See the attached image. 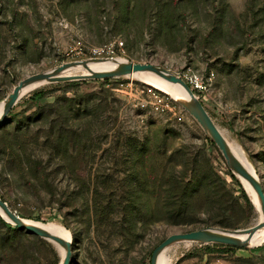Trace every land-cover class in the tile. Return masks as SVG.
<instances>
[{
	"label": "rangeland",
	"instance_id": "1",
	"mask_svg": "<svg viewBox=\"0 0 264 264\" xmlns=\"http://www.w3.org/2000/svg\"><path fill=\"white\" fill-rule=\"evenodd\" d=\"M117 40L115 58L202 75L199 100L264 188V0H0V101L29 75ZM154 93L170 107L155 113ZM179 102L126 75L21 95L0 123V197L23 218L66 227L68 264H151L173 233L255 225L260 211L241 178ZM172 176L192 184L188 211L168 199ZM3 221L18 230L0 221V264L61 263L55 243ZM170 252L172 264H264V242Z\"/></svg>",
	"mask_w": 264,
	"mask_h": 264
},
{
	"label": "water",
	"instance_id": "2",
	"mask_svg": "<svg viewBox=\"0 0 264 264\" xmlns=\"http://www.w3.org/2000/svg\"><path fill=\"white\" fill-rule=\"evenodd\" d=\"M112 59L114 61L119 60L115 57H91L89 59L65 62L61 65L44 72L34 73L29 75L25 79L21 80L5 98V105L0 114V123L6 119L8 112L14 106L16 101L20 98L19 91L22 89L23 85L32 81H45L47 83L57 82V81H68L74 79H90V78H106L114 76H125L138 71H153L159 76L166 78L173 82H178L183 85V87L188 91L191 96L192 102L189 105H183V107L194 117V119L203 128L208 137L216 144L220 152L222 153L226 164L232 170L233 174L242 177L247 180L252 187L255 189L258 198L261 202L260 215H263V220L256 223L253 226L246 228H236V229H226V228H214V227H204L200 229H195L187 232L173 233L166 237L162 242H160L152 251L151 254V264H156L157 256L160 251L167 245L178 241V240H192L196 243L209 244H223L230 245L233 247H246L248 242L253 238L257 229L264 226V188L261 180L258 179L243 163L239 158L233 153L227 140L222 134L220 128L215 124L199 98L194 94V92L189 88V86L179 77L171 74L169 71L156 66L151 63H134L128 60L119 61V65L112 70L108 71H90L86 75L74 76V75H61V73L70 66L75 64H83L88 66V60H104ZM248 194V193H247ZM249 196V195H248ZM0 208L4 211L9 221L6 220L1 214L0 216L11 223L12 225L24 229L27 232L40 236L52 243H57L66 247V255L62 260L61 264L69 263L70 255V245L71 240L67 241L62 237L46 231L41 227L27 223L23 217L19 216L14 210H12L7 202L0 197Z\"/></svg>",
	"mask_w": 264,
	"mask_h": 264
},
{
	"label": "bare ground",
	"instance_id": "3",
	"mask_svg": "<svg viewBox=\"0 0 264 264\" xmlns=\"http://www.w3.org/2000/svg\"><path fill=\"white\" fill-rule=\"evenodd\" d=\"M119 61H123L122 58H119L118 62L114 61L112 59H104V60H88V66H85L83 64H75L73 66L68 67L65 69L61 75H74V76H80V75H86L90 73V71H108L115 69L119 65ZM126 76L139 79L143 82H146L150 85L157 86L159 89H163L165 92L171 94L174 99L180 101L185 106L189 105L192 102L191 96L189 95L188 91L183 87L181 83L170 81L166 78H163L156 74L153 71H138L133 72L130 74H126ZM119 77V76H118ZM76 80V79H75ZM78 80V79H77ZM47 84L45 81H32L29 83H26L23 85L22 89L19 91V97L21 95H24L34 89H37L38 87H41L42 85ZM5 105V100L0 101V114L2 113V110ZM223 134V133H222ZM225 137V136H224ZM226 139V138H225ZM227 140V139H226ZM229 147L233 151V153L239 158V160L243 163L247 169H249L258 179L259 176L257 175L256 169L254 165L252 164L251 160L247 156V154L241 149V147L229 140H227ZM243 186L245 187L248 195L250 196L251 200L255 203L257 209H261V202L258 198V195L255 191V189L252 187V185L245 180L244 178L240 177ZM0 214L9 221L8 217L4 213V211L0 208ZM24 220L27 223L35 224L42 229L49 231L51 233H54L63 239L70 241L71 235L69 230L61 225L58 222H40L32 219H26ZM263 220V215L261 214L257 220V223ZM193 241L192 240H178L175 241L166 247H164L160 253L157 256V262L156 264H172L173 262V254H171L170 250L174 245L182 244L185 246H189ZM264 242V226L257 229L255 235L253 238L248 242V245H259ZM57 247L61 251V254L63 258L66 255V247L62 246L60 244H57ZM62 258V260H63ZM62 263V261H61ZM60 263V264H61Z\"/></svg>",
	"mask_w": 264,
	"mask_h": 264
},
{
	"label": "built area",
	"instance_id": "4",
	"mask_svg": "<svg viewBox=\"0 0 264 264\" xmlns=\"http://www.w3.org/2000/svg\"><path fill=\"white\" fill-rule=\"evenodd\" d=\"M123 45V41L117 40L115 43L91 46L88 48V52L92 57H113L116 51H122ZM76 48L79 49L78 52L81 53L84 46L78 43ZM180 77L188 84L189 88L198 98H200L199 93L207 90V83L202 75L192 69H188L180 74ZM169 104V99L161 93H154L150 101L151 108L155 113H160L165 109H168L170 107Z\"/></svg>",
	"mask_w": 264,
	"mask_h": 264
},
{
	"label": "trees",
	"instance_id": "5",
	"mask_svg": "<svg viewBox=\"0 0 264 264\" xmlns=\"http://www.w3.org/2000/svg\"><path fill=\"white\" fill-rule=\"evenodd\" d=\"M124 4L127 2V0H123ZM132 0H130L131 2ZM171 184L173 185V188L170 189L168 191V199H170L171 201L175 202L177 204L176 209H179L178 212H181V209H183L184 211H188L189 210V205L186 206V201H185V196L184 193L186 191L191 190L193 187L191 186L192 184H190V182H184L183 180H179L177 179L175 176L169 178ZM203 180H195V184H201ZM206 185H208L206 183ZM197 187V186H194ZM209 192H213L212 190H209ZM243 198L245 199V201L247 203H250L247 195L245 193H243ZM170 210V209H169ZM101 212H110L111 208L109 206H104L101 210ZM149 213H151V209H149ZM0 221L9 229L12 230H18L17 228L11 227L9 224H6L2 217L0 216ZM41 240V239H40ZM218 246H225V247H229V248H235L233 246L230 245H223V244H217Z\"/></svg>",
	"mask_w": 264,
	"mask_h": 264
}]
</instances>
